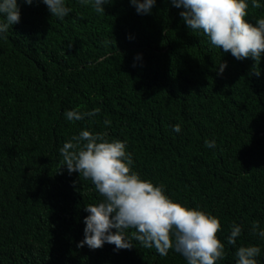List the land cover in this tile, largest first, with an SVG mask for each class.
Wrapping results in <instances>:
<instances>
[{
  "label": "trees",
  "instance_id": "trees-1",
  "mask_svg": "<svg viewBox=\"0 0 264 264\" xmlns=\"http://www.w3.org/2000/svg\"><path fill=\"white\" fill-rule=\"evenodd\" d=\"M258 2L246 0L254 25L264 18ZM17 4L20 21L0 39V264H187L134 239L130 250L77 247L84 207L103 199L61 168L60 148L82 129L126 142L142 178L217 217L225 245L217 264H235L236 248L248 245L260 247L264 264V238L252 232L257 221L264 229V55L224 53L188 29L170 0L143 15L128 0H108L101 14L65 0L63 20L42 0ZM94 108L82 121L65 117ZM234 223L242 228L235 246L227 243Z\"/></svg>",
  "mask_w": 264,
  "mask_h": 264
},
{
  "label": "clouds",
  "instance_id": "clouds-1",
  "mask_svg": "<svg viewBox=\"0 0 264 264\" xmlns=\"http://www.w3.org/2000/svg\"><path fill=\"white\" fill-rule=\"evenodd\" d=\"M51 16L63 20L71 11L65 0H42ZM138 14H151L156 0H128ZM176 8L183 9L179 15L188 29L202 32L211 45L230 53L237 60L251 58L260 62L264 55V18L255 25L245 18L248 15L246 0H170ZM32 4L33 0H24ZM82 5H91L98 14L104 13L103 5L108 0H80ZM252 7L260 8L258 0H252ZM20 21L17 0H0V39L5 38L9 28ZM139 58V57H137ZM226 62L219 64L218 75L223 73ZM259 76V71H255ZM100 112L99 108L82 112L78 109L66 111L70 122L82 121ZM106 126L111 121L104 120ZM173 131L179 133L176 124ZM205 147H215V140H205ZM126 142L109 140L106 133L81 130L60 148L61 168L69 174L90 180L103 198L96 204H89L84 211V239L78 248L85 245L90 250L100 249L105 243L115 246L114 250L132 249L131 240L138 241L146 249H155L160 256L174 250L185 258L187 264H217L224 259L225 245L217 238L221 224L217 217L189 208L172 200L164 186L144 179L133 170L132 154L126 151ZM60 168V169H61ZM115 229L113 232L112 230ZM134 229L130 238L126 231ZM252 232L264 238V229L259 222H253ZM242 228L231 226L227 237L229 245H236ZM259 246L248 245L236 248L235 264H257Z\"/></svg>",
  "mask_w": 264,
  "mask_h": 264
}]
</instances>
